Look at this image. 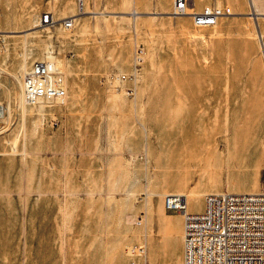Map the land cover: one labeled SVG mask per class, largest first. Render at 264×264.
Instances as JSON below:
<instances>
[{
  "label": "rangeland",
  "instance_id": "374dc122",
  "mask_svg": "<svg viewBox=\"0 0 264 264\" xmlns=\"http://www.w3.org/2000/svg\"><path fill=\"white\" fill-rule=\"evenodd\" d=\"M100 1L93 7L86 4L89 18L76 20L75 28L65 31L58 25L49 28L39 23L41 11L34 5L38 0H0V98L11 102L9 122H0V136L8 142L5 150L25 155L20 145L25 143L27 129L35 130L43 122L53 127L61 122H87L99 127V141L92 152L77 147V169L88 164L89 154H101V168L108 172V198L122 199L125 224L138 214L144 218V208L148 216L158 193L155 190L161 188L182 186L176 190L195 194L188 207L200 210L201 191L196 185H208L243 166L238 161L241 147L228 143L223 132H212L197 115L199 102L211 111L210 80L227 71L211 66L206 56L209 47L203 32L211 26H194L190 17L173 16L169 9L157 12L158 6L141 12L136 0ZM216 2L234 10L229 0ZM243 2L248 11L250 2L252 13L264 15V0ZM74 43L90 49L86 63L91 71L80 74L73 69L74 59L68 61ZM137 46L144 50L137 79L122 82L118 89L103 83L101 75L112 68L126 71L130 67ZM51 51L64 62L67 97L63 103L44 107L41 120L39 109L30 107L35 105L25 107L20 102L21 74L32 60ZM230 71L244 73L239 58ZM129 85L135 87L133 95L124 92ZM238 85L234 98L243 97ZM81 92L103 96L98 111L84 114L73 99ZM57 107L65 111L57 116L52 113L49 119L47 113ZM76 142L83 144L78 138ZM261 174L264 178V169Z\"/></svg>",
  "mask_w": 264,
  "mask_h": 264
},
{
  "label": "crops",
  "instance_id": "0c3cea01",
  "mask_svg": "<svg viewBox=\"0 0 264 264\" xmlns=\"http://www.w3.org/2000/svg\"><path fill=\"white\" fill-rule=\"evenodd\" d=\"M95 2L101 3L84 0L81 13L77 0L75 7L74 0H38L34 5L36 11H50L57 19L75 15L81 21L89 18L86 4L93 7ZM164 2L169 5L163 8ZM229 2L233 13L220 16L217 24L203 32L211 66L227 71L210 80L214 92L211 111L199 102L197 115L212 132H223L228 143L241 147L238 161L243 166L214 178L208 185H196L200 187L202 207L206 193L264 189V58L256 39L259 30L264 32V15L252 13L250 2L249 11L243 0ZM171 3L136 0L141 12L150 7L156 10L157 6V12H170ZM207 4L218 3L195 0L197 9ZM79 47L73 44L68 61L74 59L73 69L81 74L92 70L86 63L92 54L86 45ZM237 58L244 66L240 75L230 73ZM236 83L242 89L241 98L233 96ZM99 98L103 96L96 92H81L73 99L84 114L89 111L92 115L99 109ZM4 101L6 98H0ZM60 111L65 110L57 107L47 115L50 119L52 113L61 115ZM99 131L87 122H61L54 127L43 122L35 130L27 129L25 143L21 141L20 145L25 155L5 150L8 142L0 136V264H183V216L163 205V195L182 186L155 190L158 193L151 196L149 215L144 208L140 224H125L122 199L108 198V172L101 168V154H89L85 160L88 164L77 169V147L92 152ZM77 138L82 145L77 146ZM127 245H142L144 253L129 254Z\"/></svg>",
  "mask_w": 264,
  "mask_h": 264
},
{
  "label": "built area",
  "instance_id": "2783aa9c",
  "mask_svg": "<svg viewBox=\"0 0 264 264\" xmlns=\"http://www.w3.org/2000/svg\"><path fill=\"white\" fill-rule=\"evenodd\" d=\"M83 2L77 0L79 13L84 11ZM169 13L190 16L194 26H213L220 16L233 11L226 4H207L197 9L195 0H172ZM39 23L72 31L76 19L75 15L57 19L50 11H43ZM257 40L264 58V32H257ZM143 55V48L137 46L129 70L107 71L101 75V81L116 89L126 80L135 81L141 72ZM134 91L133 85L124 87L127 95H133ZM21 92L28 105L47 100L63 103L67 96L64 62L53 51L32 60L22 71ZM7 108L6 103L0 102V118L7 114ZM163 205L183 216V264H264V189L206 193L200 210H189L186 195L170 191L163 195ZM143 219L138 214L132 221L140 224ZM125 251L143 254L144 247L128 245Z\"/></svg>",
  "mask_w": 264,
  "mask_h": 264
},
{
  "label": "bare ground",
  "instance_id": "6f19581e",
  "mask_svg": "<svg viewBox=\"0 0 264 264\" xmlns=\"http://www.w3.org/2000/svg\"><path fill=\"white\" fill-rule=\"evenodd\" d=\"M253 3V2H252ZM255 10V9H254ZM257 12V11H256ZM258 13V12H257ZM184 16H186V15H184ZM189 17V16H188ZM75 28V27H74ZM73 28V29H74ZM25 66H27V65H25ZM24 66V67H25ZM24 69V68H23ZM16 76V75H15ZM15 76H14V78H15ZM9 89V88H8ZM11 92V91H10ZM8 96H9V98H11V94L9 93L8 94ZM67 97V96H66ZM20 102H21V104L23 105V106H25V107H28V106H26L25 105V103H24V101H23V99H22V92H21V84H20ZM53 103H59V102H57V101H54V100H47V101H44V102H41L40 104H38V105H35V106H30L31 108H37V109H39V115L41 116V120L44 118V115L46 114L44 111H42V109L44 108V107H46V106H48V105H52ZM7 114L4 116V117H2V118H0V122H6V123H8L9 122V116L11 115V102H10V99L9 100H7ZM23 113V112H22ZM27 113V112H26ZM25 114V113H24ZM24 114H23V117H24ZM2 130H0V132H1ZM195 195V194H194ZM194 195H192V194H187L186 195V200H187V203H188V201H189V198H191L192 196H194Z\"/></svg>",
  "mask_w": 264,
  "mask_h": 264
}]
</instances>
